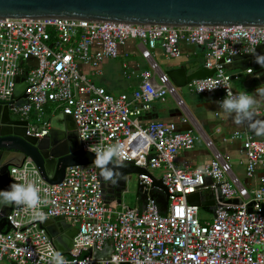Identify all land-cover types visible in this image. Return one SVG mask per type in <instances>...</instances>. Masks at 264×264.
<instances>
[{"label": "built area", "instance_id": "built-area-1", "mask_svg": "<svg viewBox=\"0 0 264 264\" xmlns=\"http://www.w3.org/2000/svg\"><path fill=\"white\" fill-rule=\"evenodd\" d=\"M130 39L140 41L150 67L140 73L141 83L131 96H115L80 71L83 64L98 67L118 59ZM158 43L169 59L182 56V43L205 47V68L213 75L190 86L200 95L218 94L220 101L227 90L237 93L228 67L264 45V28L0 20V102L13 100L17 78L26 73L28 104L12 113L29 122L28 134H49L45 108L51 103L74 118L83 150L95 154L89 146L119 145L114 159L146 169L149 173L138 174V184L147 192L153 189V177L161 179L169 199L166 214L153 198L144 209L121 211L105 201L96 164L70 167L62 183L51 185L28 160L13 167L10 176L14 182L33 183L41 201L36 208L12 206L7 216L11 230L0 232V264H55L57 253L68 264H264V137L236 135L244 141L248 184L211 141V162L194 170L179 167L177 157L194 149L199 137L175 123H142L145 112L177 94L153 55ZM32 58L38 61L34 68L28 62ZM123 67L125 77L135 74L127 63ZM202 191L215 193L212 221L201 219L199 207L189 203L191 195ZM59 217L78 228L68 254L42 228L43 222Z\"/></svg>", "mask_w": 264, "mask_h": 264}, {"label": "water", "instance_id": "water-1", "mask_svg": "<svg viewBox=\"0 0 264 264\" xmlns=\"http://www.w3.org/2000/svg\"><path fill=\"white\" fill-rule=\"evenodd\" d=\"M0 20H70L90 22H111L140 26L187 27H243L264 28V0H0ZM255 53L264 54V45H259ZM248 61L245 71L248 73L244 87L255 99L260 98V106L254 109L253 120L247 121L248 133H255L251 124L264 122V95L255 92L264 86V68L255 62L254 52L240 56ZM29 65L36 67L38 61L30 59ZM182 70L166 73L170 84L186 87L189 84L213 75L205 69L182 77ZM165 74V73H164ZM26 73L17 78V87L13 100L0 102V189H7L14 182L10 173L13 167H21L31 160L40 170L44 179L51 185L64 181L67 169L81 165L95 164L96 154L85 151L72 116L59 113L51 119L48 135L38 138L29 135V122L12 113L14 108L28 104L26 91ZM177 91V90H176ZM261 138L264 135H259ZM259 138V139H261ZM108 167L118 172L116 183L105 181L101 176L105 201L107 204L123 205V194L127 191V182L133 174H147L146 169L131 162L112 164ZM154 186L150 192L138 184L137 198L139 208L144 209L148 198L155 199L166 214L169 207L167 190L161 179L153 177ZM212 184V179H207ZM191 205L214 215L215 193L202 191L189 197ZM11 207L0 209V232L8 233L11 226L7 216ZM53 238L56 248L68 254L73 247V239L78 228L69 224L63 217L50 219L42 223ZM65 250V251H63ZM111 252V250H110Z\"/></svg>", "mask_w": 264, "mask_h": 264}, {"label": "crops", "instance_id": "crops-1", "mask_svg": "<svg viewBox=\"0 0 264 264\" xmlns=\"http://www.w3.org/2000/svg\"><path fill=\"white\" fill-rule=\"evenodd\" d=\"M181 51L182 56L179 59H169L166 57L161 43H158L153 55L162 73L182 70L181 75L184 79L185 72L191 75L202 71V75H206L207 72L204 71L206 69L205 47L182 43ZM126 63L130 71L135 72L131 78L124 75L123 66ZM248 63L244 58H238L228 67V71L233 76L232 87L237 93L248 92L244 87L248 74L245 69ZM149 69V62L143 58L140 41L137 39H130L121 47L118 59L105 60L98 67L85 64L80 66V71L96 86L106 88L109 93L115 96L122 94L131 96L141 83L140 73ZM191 84L186 87H176V96H169L163 104H155L151 111L144 113L142 123L144 125L153 122L175 123L180 131L192 130L199 137L194 149L183 152L177 157L176 163L179 167L194 170L211 162L214 158V152L207 145V141H211L218 151L230 158L233 172L244 184H248L246 157L243 151L244 141L241 138H236V135L240 134L244 137L249 135L257 139L261 137L256 133H248L246 130L248 120L237 124L235 113L231 115L225 113L217 103L218 94H197L191 88ZM177 98L183 100L184 107L179 106ZM255 100L253 109L258 108L261 103L260 98ZM45 110L51 119L59 114V112L54 111L55 105L51 103L46 106ZM261 175L262 169L258 168L257 176L260 177ZM109 253L107 251L102 256H107Z\"/></svg>", "mask_w": 264, "mask_h": 264}, {"label": "clouds", "instance_id": "clouds-1", "mask_svg": "<svg viewBox=\"0 0 264 264\" xmlns=\"http://www.w3.org/2000/svg\"><path fill=\"white\" fill-rule=\"evenodd\" d=\"M255 62L264 68V54L255 53ZM203 89H201L202 91ZM255 92L264 95V86H259ZM219 107L227 114L235 113V122L237 124L243 123L245 120L251 121L254 117L253 105L256 103L253 94L248 92L233 93L227 90L225 98L217 101ZM251 128L255 130L256 135H264V122L256 121L252 123ZM119 145L103 146H89L88 150L95 152V164L101 168V176L105 181L116 183L118 172L113 168L108 167L110 163L118 164L120 161ZM3 165H0L2 167ZM18 179V178H17ZM41 198L39 196V189L33 183H19L12 182L7 189H0V209L3 207H11L13 205H26L29 208H36L40 204ZM37 215L43 219L44 213L39 212ZM55 264H68L60 253L56 254Z\"/></svg>", "mask_w": 264, "mask_h": 264}, {"label": "rangeland", "instance_id": "rangeland-1", "mask_svg": "<svg viewBox=\"0 0 264 264\" xmlns=\"http://www.w3.org/2000/svg\"><path fill=\"white\" fill-rule=\"evenodd\" d=\"M55 112L61 113L60 109H55ZM158 176L159 173L154 174ZM137 187H138V174L131 175L130 179L127 182V191L123 194V205L119 207V210L123 211L125 209L135 210L138 208V198H137ZM200 217L203 220L212 221V215L208 214L204 210L200 211Z\"/></svg>", "mask_w": 264, "mask_h": 264}, {"label": "trees", "instance_id": "trees-1", "mask_svg": "<svg viewBox=\"0 0 264 264\" xmlns=\"http://www.w3.org/2000/svg\"><path fill=\"white\" fill-rule=\"evenodd\" d=\"M29 68H27V70H28Z\"/></svg>", "mask_w": 264, "mask_h": 264}, {"label": "bare ground", "instance_id": "bare-ground-1", "mask_svg": "<svg viewBox=\"0 0 264 264\" xmlns=\"http://www.w3.org/2000/svg\"><path fill=\"white\" fill-rule=\"evenodd\" d=\"M255 51V50H254Z\"/></svg>", "mask_w": 264, "mask_h": 264}]
</instances>
